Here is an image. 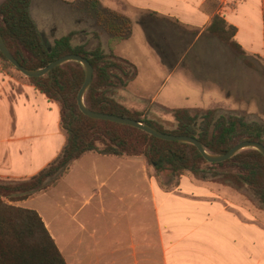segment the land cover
<instances>
[{
    "label": "rangeland",
    "instance_id": "rangeland-1",
    "mask_svg": "<svg viewBox=\"0 0 264 264\" xmlns=\"http://www.w3.org/2000/svg\"><path fill=\"white\" fill-rule=\"evenodd\" d=\"M99 2L102 7L131 20L128 39L114 44L98 25L90 0H32L31 15L47 42L73 30L76 31L72 38L74 45L94 48L100 42L106 51L113 49L131 61L137 68V76L126 88L117 89L115 95L130 107L147 109L148 118L171 127L174 125L172 109L199 107L217 108L224 113L245 116L247 121L264 123V59L248 53L242 55L206 30L211 21L209 0L197 4V12L178 5L188 10L185 14L177 12V5L171 1L167 4L172 16L161 12L158 0ZM242 35L239 42L247 45ZM256 39L260 40L259 34ZM259 46L254 43L255 48ZM0 71L28 80L20 72L5 68L1 60ZM88 161L84 159L70 177L61 180L54 189L38 193L30 203V207L48 212L58 239L56 244L67 262L132 264L130 229H137L148 220L151 242L139 244L140 251L133 264H163L158 214L152 201L142 202L146 181L141 172L137 168L129 173L118 169L108 172L106 165L95 177L94 165ZM147 168L152 176L154 169L148 164ZM206 170L205 179L187 175L221 192L229 190L226 192L232 193L230 198L244 204L264 222V207L252 190L237 189L211 175L212 172L233 173L236 170L233 166H212ZM178 180L168 170L158 173V179L153 176V182L161 188L174 187ZM165 210L167 215L163 214ZM191 211L189 203L169 199L159 214L162 228H167V223L179 236L188 237L195 224L194 216L189 218ZM164 216H167L165 220Z\"/></svg>",
    "mask_w": 264,
    "mask_h": 264
},
{
    "label": "trees",
    "instance_id": "trees-1",
    "mask_svg": "<svg viewBox=\"0 0 264 264\" xmlns=\"http://www.w3.org/2000/svg\"><path fill=\"white\" fill-rule=\"evenodd\" d=\"M32 0H3L0 2V33L9 51L24 67L37 69L67 54H79L93 67V78L84 94L85 105L97 112L129 117L146 122L169 134L197 138L213 154H223L235 144L251 140L264 144V123L247 121L245 116L224 113L217 108H174V125L147 117V109H136L120 101L115 92L123 89L137 76L136 66L106 51L100 42L94 48L74 45L76 31L44 40L31 15ZM211 21L206 30L224 40L236 52L246 51L236 42V27L218 13V1L209 0ZM94 15L113 39L114 44L131 35V20L90 0ZM98 39L97 33H94ZM5 68L19 71L0 51ZM20 74V73H19ZM85 72L76 61H67L43 76L28 77L36 90L60 105V125L65 142L58 155L39 172L24 179H0V264H68L39 213L14 203L55 187L69 172L71 165L85 154L141 156L154 169V176L168 170L173 176L193 174L205 179L212 166L231 165L236 170L226 174L212 172V177L237 189L253 191L264 207V156L256 149L247 148L231 158L217 163L204 159L196 146L157 138L147 132L110 120L91 118L83 114L77 104V93ZM208 166V168L206 167Z\"/></svg>",
    "mask_w": 264,
    "mask_h": 264
},
{
    "label": "crops",
    "instance_id": "crops-1",
    "mask_svg": "<svg viewBox=\"0 0 264 264\" xmlns=\"http://www.w3.org/2000/svg\"><path fill=\"white\" fill-rule=\"evenodd\" d=\"M171 1L177 5V12L185 14L187 9L180 8L181 5L197 12V4L204 0H158L161 12L168 16L173 15L167 4ZM218 1V13L237 29L236 42L246 53L264 59V0ZM241 34L247 45L239 42ZM257 34L260 40L256 39ZM254 43L260 45L259 48H255ZM64 142L59 103L36 90L28 80L0 71V179L33 176L58 155ZM84 159L94 165L95 177L106 165L108 172L118 169L129 173L135 168L141 172L146 181L142 202L144 199L146 203L152 201L158 214V241L162 245L163 264H264V222L244 204L230 198L232 193L226 192L229 190L221 192L219 188L199 184L189 175H181L174 187L161 188L153 182L142 156L117 157L95 152L76 160L62 180L70 177ZM37 195L14 204L34 209L30 203ZM169 199L191 205L189 218L194 216L195 224L188 237L185 234L179 236L167 223L166 230L162 228L159 214ZM36 211L56 242L58 239L48 212ZM164 213L167 215L166 210ZM129 240L133 264L140 251L139 244L151 242L148 220L147 224L130 229Z\"/></svg>",
    "mask_w": 264,
    "mask_h": 264
},
{
    "label": "water",
    "instance_id": "water-1",
    "mask_svg": "<svg viewBox=\"0 0 264 264\" xmlns=\"http://www.w3.org/2000/svg\"><path fill=\"white\" fill-rule=\"evenodd\" d=\"M0 51L2 54L8 59V61L24 76L26 77H38V76H43L50 72L54 67L59 66L67 61H76L79 62L85 72V77L82 86L80 87L78 93H77V104L80 109V111L95 119H101V120H110L116 123L124 124V125H129L138 129H141L145 132H147L150 135H153L157 138L164 139V140H170V141H177V142H184V143H189L198 149V151L201 153V155L204 157V159L210 163H217V162H222L225 161L229 158H231L234 154L237 152L247 149V148H253L258 150L263 156H264V144L261 142L257 141H251V140H244L241 141L234 146H232L227 152L223 154H213L208 152L202 143L195 137L192 136H187V135H174V134H169L162 132L150 124L139 121L136 119H132L129 117H123V116H118L114 114H108V113H103V112H97L89 109L84 102V94L89 87L92 78H93V67L90 64V62L84 58L83 56L79 54H67L64 55L60 58H57L56 60L51 61L47 66L42 67V68H37V69H29L24 66H22L12 55V53L9 51L8 47L6 46L4 39L0 33Z\"/></svg>",
    "mask_w": 264,
    "mask_h": 264
}]
</instances>
